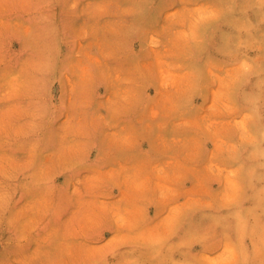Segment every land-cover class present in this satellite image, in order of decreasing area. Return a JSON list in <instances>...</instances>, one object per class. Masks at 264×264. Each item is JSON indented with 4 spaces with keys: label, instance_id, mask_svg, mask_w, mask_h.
Listing matches in <instances>:
<instances>
[{
    "label": "rangeland",
    "instance_id": "1",
    "mask_svg": "<svg viewBox=\"0 0 264 264\" xmlns=\"http://www.w3.org/2000/svg\"><path fill=\"white\" fill-rule=\"evenodd\" d=\"M0 264H264V0H0Z\"/></svg>",
    "mask_w": 264,
    "mask_h": 264
}]
</instances>
